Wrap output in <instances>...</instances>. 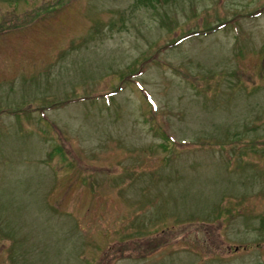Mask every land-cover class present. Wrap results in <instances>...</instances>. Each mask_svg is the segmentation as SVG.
<instances>
[{
	"label": "rangeland",
	"instance_id": "obj_1",
	"mask_svg": "<svg viewBox=\"0 0 264 264\" xmlns=\"http://www.w3.org/2000/svg\"><path fill=\"white\" fill-rule=\"evenodd\" d=\"M132 1L0 0V264H264V0Z\"/></svg>",
	"mask_w": 264,
	"mask_h": 264
},
{
	"label": "trees",
	"instance_id": "obj_2",
	"mask_svg": "<svg viewBox=\"0 0 264 264\" xmlns=\"http://www.w3.org/2000/svg\"><path fill=\"white\" fill-rule=\"evenodd\" d=\"M7 1H10L11 3H16L18 0H7ZM174 1H179V0H133L130 6L133 8H138V9H140V8L147 9L149 7H154V6L157 7V6L168 4V3L174 2ZM224 26H225V24H223L222 26L216 27V28H222ZM212 30H214V28ZM197 34H198V32H196L194 35H197ZM235 40H237V39H235ZM259 54L264 56V51L262 48L259 49ZM216 89H217V86L215 84H213L209 81H203L202 91H205V93H209L210 94L209 96H212ZM111 93H108V94H111ZM257 223H258V225H257L256 229L257 230H263L264 229V212L261 215L259 214ZM14 255L15 254H13V256ZM11 258L14 259V257H11Z\"/></svg>",
	"mask_w": 264,
	"mask_h": 264
}]
</instances>
